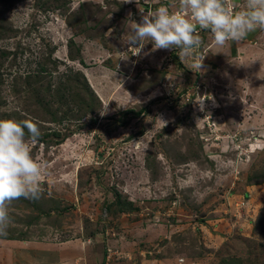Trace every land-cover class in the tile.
Returning a JSON list of instances; mask_svg holds the SVG:
<instances>
[{
    "label": "rangeland",
    "instance_id": "374dc122",
    "mask_svg": "<svg viewBox=\"0 0 264 264\" xmlns=\"http://www.w3.org/2000/svg\"><path fill=\"white\" fill-rule=\"evenodd\" d=\"M168 2L0 0V119L46 164L0 264H264V32L137 54L129 13Z\"/></svg>",
    "mask_w": 264,
    "mask_h": 264
},
{
    "label": "clouds",
    "instance_id": "9594fccd",
    "mask_svg": "<svg viewBox=\"0 0 264 264\" xmlns=\"http://www.w3.org/2000/svg\"><path fill=\"white\" fill-rule=\"evenodd\" d=\"M140 12L139 22L131 18V13L128 15L125 44L138 49L137 54L146 41L153 50L175 49L181 60H198V71L204 59L197 56L204 45L199 32H208L218 48L240 43L251 33L264 32V0H169ZM40 137L36 123L0 119V237L7 236L12 202L20 198L36 200L43 192L41 177L46 174V164L33 157L29 145Z\"/></svg>",
    "mask_w": 264,
    "mask_h": 264
}]
</instances>
